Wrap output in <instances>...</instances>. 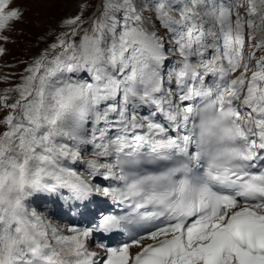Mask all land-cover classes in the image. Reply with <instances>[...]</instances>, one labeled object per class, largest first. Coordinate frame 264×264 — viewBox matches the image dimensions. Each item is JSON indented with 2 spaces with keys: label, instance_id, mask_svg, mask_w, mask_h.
<instances>
[{
  "label": "snow or ice",
  "instance_id": "1",
  "mask_svg": "<svg viewBox=\"0 0 264 264\" xmlns=\"http://www.w3.org/2000/svg\"><path fill=\"white\" fill-rule=\"evenodd\" d=\"M12 4L0 0L4 43L23 18ZM262 6L99 0L63 19L0 92V264H264ZM37 196L129 211L61 228ZM130 226L145 231L89 248Z\"/></svg>",
  "mask_w": 264,
  "mask_h": 264
},
{
  "label": "rangeland",
  "instance_id": "2",
  "mask_svg": "<svg viewBox=\"0 0 264 264\" xmlns=\"http://www.w3.org/2000/svg\"><path fill=\"white\" fill-rule=\"evenodd\" d=\"M98 4L99 0H16L12 7L19 8L23 18L5 31L7 43L0 41V47L5 48V53L0 55V92L21 82V76L26 74L25 68L62 31L60 24L63 19L79 14L81 5H87L85 16L91 15ZM248 31L252 30L246 29V33ZM255 31L257 39L264 37V27ZM251 43L254 42L247 45L246 39V51L250 50Z\"/></svg>",
  "mask_w": 264,
  "mask_h": 264
},
{
  "label": "bare ground",
  "instance_id": "3",
  "mask_svg": "<svg viewBox=\"0 0 264 264\" xmlns=\"http://www.w3.org/2000/svg\"><path fill=\"white\" fill-rule=\"evenodd\" d=\"M48 218H50V217H48ZM50 220H51V218H50ZM56 223H59L58 220H56Z\"/></svg>",
  "mask_w": 264,
  "mask_h": 264
}]
</instances>
